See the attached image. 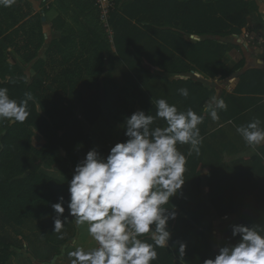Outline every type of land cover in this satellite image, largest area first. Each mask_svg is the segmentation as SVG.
I'll return each mask as SVG.
<instances>
[{"label": "trees", "instance_id": "1", "mask_svg": "<svg viewBox=\"0 0 264 264\" xmlns=\"http://www.w3.org/2000/svg\"><path fill=\"white\" fill-rule=\"evenodd\" d=\"M33 1L38 4L42 0ZM174 1H177L173 3L174 5L183 2V9L180 8L178 12L172 11V17L175 14L178 15L168 19L164 28L157 29V32L166 34L168 38L174 36L175 39L173 38L172 42L169 40L163 42L168 47L159 45L161 49L157 57H143L149 65L173 75L198 71L212 78L218 75L222 78L230 76L244 66L241 60L232 71L225 68L221 60L226 53V46L218 39L241 35L248 18L255 17L259 11L256 1ZM49 2L50 0H44L42 4L45 6ZM81 2L88 3L87 0H57V5L60 10L65 9L68 13L71 4L81 8ZM96 8L94 5L93 9L97 10ZM34 9L26 0H15L11 7L0 4V39L2 41L0 42V87L7 88L10 98L17 101L24 99L26 92H31L34 97L33 101H29L30 115L25 122L0 119V146H2L0 147V225L4 226L21 227L27 221L45 218L51 213L52 205L60 203V197L64 198V214H69V182L72 180L75 167L86 158V151L90 150L91 144L84 131V123L74 116V101H59L43 82V80L49 82L55 78H58L55 82H59L61 78H65L61 89L69 95L74 75L64 72L65 74L55 77L52 74L55 66L53 52L56 42L48 43V46V33L44 31L45 22H43V18L48 17L50 7H45L40 13H34ZM182 15L183 20H181ZM116 19L115 11L111 18L112 25ZM180 20L183 25L177 23ZM29 24L31 25L27 29ZM133 31L131 30V33ZM203 37L212 38L202 39ZM45 47L48 49H46L49 57L47 63L39 59ZM7 48H11L14 55L23 60L24 69L17 64L14 55L8 52ZM163 49L168 51L167 54ZM147 50L149 51V48ZM138 62L143 67L144 62L142 60ZM127 64H129L128 61ZM46 65H49L50 73L49 69H45ZM29 70H33L35 74L31 75ZM91 76L97 78L93 87L101 97L99 80L102 74L94 73ZM136 76L138 80H142V87L132 86L130 91L126 90L128 92L120 109L112 107L109 101H101L107 105L109 117L122 128L120 140L122 143L127 140L125 118H130L135 113L133 98L143 97L147 100L140 101L141 111L146 115L156 111L155 105L152 107L148 98L150 80L157 77L144 67L142 73ZM253 77L254 82L247 86L248 93L243 96L224 98L228 108L227 111H219L222 122L232 120L240 126L250 122L253 115L264 116V105H259L261 101L253 97L264 93V69L254 71ZM258 77H261L260 82ZM108 88H103L104 99L108 98L110 92ZM202 89L200 83L192 84L190 100L193 101L192 95H198ZM254 101L258 103L254 105L255 109L251 104ZM246 102L250 104L247 106ZM203 106L204 102L200 108ZM157 124L154 123L153 127ZM34 136H39L48 143L36 144ZM256 160L257 157H254L242 162L252 165V162ZM45 167L57 171L60 178L68 179V183H63L46 174L43 169ZM252 169H250L252 174L241 175L244 182L246 179L249 183L259 181L260 170H256L253 165ZM258 185L259 191H256L259 192L258 194H248L246 193L247 185L239 186L233 182H228L221 187L227 191L225 200L226 198L228 202L235 200L236 210L231 211L229 215L238 216L240 225L254 224L253 221L260 216L254 214L256 205L252 204H264L262 197L264 185L262 186L260 182ZM201 195L200 183L196 182V185L187 191L181 203L171 200V205L179 207V210H175L177 218L169 224L172 239L166 248L156 249L158 258L152 264H181L178 252L175 250L181 242L187 245L183 264H204L206 259H214L218 254V251L212 249L207 242L205 231L212 230L213 218L210 207L201 201ZM217 213L219 217L224 216L220 210H217ZM223 224L222 247L228 246L225 244V238L233 235V227L229 220ZM227 241H229L228 238ZM148 242L152 243L150 240ZM231 243L230 245H234L233 242ZM12 247L0 241V264H6L14 255Z\"/></svg>", "mask_w": 264, "mask_h": 264}, {"label": "crops", "instance_id": "2", "mask_svg": "<svg viewBox=\"0 0 264 264\" xmlns=\"http://www.w3.org/2000/svg\"><path fill=\"white\" fill-rule=\"evenodd\" d=\"M43 1H39L38 4L34 3L38 5L39 11L50 5L47 3L44 6ZM253 1L258 3L259 11L255 17L248 18L246 26L264 30V0ZM87 2H81V8L71 4L68 13L65 9L60 10L59 5H56V9L49 12L47 18H43V22H45L44 31L48 33L49 38L47 44L56 42L53 52L55 66L52 74L55 77L65 74L64 72L74 75L69 95L61 89L62 84L65 83V78H61L59 82H55L58 78L50 80L51 82L44 80L43 82L57 96L59 101H74V116L84 123L85 133L91 141L92 148L94 147L91 136L92 130L86 132V129L102 127V131L105 133L107 131L108 134L109 131L112 132L114 128H117L118 123L109 117L107 105L104 102H97L95 107L91 108L85 103L88 101H109L112 107H116L117 110L120 109V105H123L126 98L125 91L128 88L131 90L132 86L142 87V80H138L136 75L142 73L143 67L149 69L157 77L150 80L148 101H150L151 106L155 105L156 100L163 98L169 104H175L181 111L191 108L197 114H203L206 103L214 95L224 99L227 96H243V94L248 93L249 88L247 86L255 80L254 71L264 69V52L252 48L246 49L239 43L241 35H233L218 39L228 48L221 60L227 70L232 71L241 60L244 62V66L232 75L224 78L218 75L212 78L198 71L183 72L181 75L165 73L159 68L149 65L143 57H157L161 49L159 45L168 47L163 42L165 40L172 42L174 36L168 38L166 34H159L157 29L164 28L168 19L178 15L175 14L172 17L171 13L174 10L178 12L180 8L182 10L183 2L174 5L173 3H177V1L116 0L117 19L113 24L114 43L109 42V37L102 29L98 12L93 9L94 3L91 0H87ZM181 20H183V15ZM181 20L177 23L183 25ZM131 30L134 31L131 33ZM150 31L153 32L150 33ZM211 38L203 37L202 39ZM47 47L44 48L41 57H39L45 63L49 60ZM8 50L14 55L11 48ZM163 51L165 54L168 52L164 49ZM181 58L184 60L183 56ZM139 60L144 62L143 67L139 64ZM17 64L21 66L19 63ZM21 67L23 68V66ZM45 69L48 70L49 65H46ZM94 73L102 74L99 80L101 97L93 87L97 80L96 77L91 76ZM31 74L34 75L35 73ZM260 81L261 77H258V82ZM195 83H200L203 89L198 95L193 94V101H191V85ZM104 87H110V89L108 88L110 92L107 99H104L103 96ZM181 88L188 89L189 96L187 98L179 94L178 90ZM253 97L261 101L259 105H264V93ZM143 100L147 101L143 97L133 98L135 112L141 111L139 101ZM203 102L204 106L200 108ZM245 104L248 106L250 103L246 102ZM251 104L255 109L254 105L258 103L254 101ZM155 112L152 114L155 115ZM258 116L253 115L251 118L252 120L259 118L264 121L263 115ZM161 121L163 120L157 119L155 123L159 124ZM199 127L203 137L199 155H196L195 152L190 156L188 155L190 145H177L178 150L185 154L187 163L184 173L185 185L172 200L180 202L185 199L187 191L195 186L196 182L200 183L201 201L210 207L213 218V228L211 231H205V235L209 246L216 250L222 242V224L229 220V214L219 217L217 213L221 203L228 202L227 198L225 200L227 191L221 187L228 182L246 187L247 179L244 182L241 175L252 174L253 172L250 171L252 165L242 161L257 156L261 158L264 153V146L259 147L254 152L237 134V125L232 120L222 122L219 119L216 122L205 114L204 123ZM121 134L122 130L119 143H122L120 141ZM34 142L36 144L48 143L39 136H34ZM102 152L105 155L110 154V151L103 150ZM54 172L55 175L49 174L63 183H68V179L59 178L56 171ZM174 208L179 210L177 206ZM53 211L54 209L45 218L27 221L21 227L0 225V241L12 245L14 252L6 264H71L69 252L74 251L77 247L90 250L97 246L88 234L87 225L77 226L74 223L75 218L70 214H63L60 219L69 222L71 226H75L74 240L68 245V240L61 244L58 238L59 233L54 231V219L57 214L51 218ZM48 239H51L52 242ZM60 247H63L61 252L59 251Z\"/></svg>", "mask_w": 264, "mask_h": 264}, {"label": "clouds", "instance_id": "3", "mask_svg": "<svg viewBox=\"0 0 264 264\" xmlns=\"http://www.w3.org/2000/svg\"><path fill=\"white\" fill-rule=\"evenodd\" d=\"M14 2L0 0L5 7ZM178 91L185 98L189 96L187 88ZM24 97L12 99L8 89L0 87V119L25 122L30 115L29 101L34 97L31 92ZM227 108L225 100L215 95L206 103L203 114L191 108L181 111L161 98L155 101V116L137 111L125 118L128 139L112 147L107 158L95 149L89 151L69 182L68 209L77 226L87 225L97 246L69 252L71 264H152L157 260L156 249L167 247L172 239L170 221L177 218L170 201L185 185L187 158L177 145H190L188 155H199L203 144L199 126L205 114L218 122L219 111ZM157 119L165 125L153 127ZM236 132L254 152L264 146L261 119L237 126ZM63 201L60 197V203L52 205L57 214L55 233L65 227L60 219L65 212ZM233 236L240 240L221 247L215 258L206 259L204 264H264V227L234 225ZM186 248L181 242L175 249L181 264Z\"/></svg>", "mask_w": 264, "mask_h": 264}, {"label": "rangeland", "instance_id": "4", "mask_svg": "<svg viewBox=\"0 0 264 264\" xmlns=\"http://www.w3.org/2000/svg\"><path fill=\"white\" fill-rule=\"evenodd\" d=\"M26 1H28V2H30L31 3V5L35 8L34 9V13H40L42 10H43V8L39 11V9L37 8V6L34 4V1L33 0H26ZM82 1H84V0H82ZM92 1V0H91ZM93 2V1H92ZM94 3V2H93ZM49 4L50 5H52V6H49L50 7V10H49V12H51L52 10H54V9H56V5H57V0H50V2H49ZM94 5H95V3H94ZM58 6V5H57ZM52 7V8H51ZM95 7H96V5H95ZM97 9V8H96ZM38 10V11H37ZM48 12V13H49ZM97 12H98V9H97ZM68 16H69V14H68ZM98 17H99V12H98ZM100 21V20H99ZM30 25L31 24H29V25H27V29L30 27ZM102 27V26H101ZM245 27L247 28L248 26H246L245 25ZM244 27V29L243 30H245L246 28ZM102 29H104L103 27H102ZM113 31H114V28H113ZM107 35V34H106ZM114 35H115V31H114ZM108 37H109V35H107ZM0 42L2 43V41H1V39H0ZM109 42H112V43H114V38H113V40L112 39H110L109 38ZM228 50V48L226 47V51ZM7 51H10V50H8V48H7ZM13 51V50H12ZM12 53H14V52H12ZM15 60H16V62H18L21 66H24V62H23V60L20 58V57H18V56H16L15 55V58H14ZM30 71H31V73H33V70H29L28 72L30 73ZM30 73V74H31ZM32 75V74H31ZM128 91H130L129 90V88L127 89ZM128 91H125V92H128ZM97 102H99V103H101V101H88V102H86L85 103V105H88V107L89 108H91V107H95V105L97 104ZM84 105V106H85ZM139 106L140 107H142L141 106V104H140V101H139ZM87 107V106H86ZM87 107V108H88ZM95 109V108H94ZM165 125V122L164 121H161V122H159V124L157 125V126H161V127H163ZM91 130H92V133H91V136H92V140H93V142H92V144L94 145V147L92 148V146H91V144H90V150H87L86 151V155H87V153L89 152V151H91V150H93V149H95V150H97L98 151V153L102 156V157H104V158H107V156L108 155H105V154H103V150H106V151H110L111 150V148L112 147H114L117 143H119V139H120V132H121V130H122V128L117 124V128L115 129H113V131L111 132V131H109L108 132V134H107V131H106V133L105 132H103L102 131V127H96V128H93V127H90V128H88V130L86 129V132L88 131V132H91ZM84 131H85V129H84ZM105 133V134H104ZM107 134V135H106ZM260 150V149H259ZM62 153V152H61ZM61 155V154H60ZM252 165H253V167L254 168H256V170H260V173H259V178H258V180L259 181H257V183L256 182H251V183H249V182H247V189H246V193H254V194H258L259 192H256L257 190L259 191V185H258V183L260 182V184L262 185V184H264V153H263V155H262V157L261 158H259L258 156H257V160L255 161V162H252ZM44 169V171L46 172V174H49V173H53L52 175H55V172H54V170L53 169H51V168H48V167H45V168H43ZM255 170V171H256ZM56 173H57V171H56ZM50 175V174H49ZM57 175H58V177H59V174L57 173ZM56 175V176H57ZM51 176V175H50ZM60 178V177H59ZM56 179V178H55ZM63 179V178H62ZM260 185V186H261ZM258 186V187H257ZM254 194H253V196H254ZM262 197H263V199H264V193H262ZM234 203H235V200L233 199V201L232 200H230L229 202H224V203H221V206H220V213L221 214H223V215H225V214H230L231 213V211H235L236 210V207H235V205H234ZM252 204H255L256 205V209L254 210V214L255 215H260V216H258L257 218H256V220L255 221H253L254 222V224H250V225H255V226H259V227H264V204H259V203H252ZM56 215V213H55V211H53V214L51 215V218H54V216ZM228 216V215H227ZM228 219H229V222H230V225L233 227L234 225H240V222L238 221V217L237 216H232V215H229V217H228ZM64 224H65V227L63 228V230H62V232H60L59 233V235H58V238H59V242L62 244L63 242H65V241H67L68 240V242H67V245L70 243V242H72L74 239V236H75V231H76V228H75V226H71L70 224H69V222H64ZM224 225V224H223ZM249 225V226H250ZM223 229V228H222ZM226 229V228H225ZM224 232V231H223ZM223 232H221L222 234H223ZM70 235H72V237H70ZM227 238H228V240L229 241H227ZM50 242H52V240L51 239H48ZM240 240V237L239 236H233V235H230V236H228V237H226L225 238V244L226 245H230V243L231 242H233L234 243V245L238 242ZM54 243L56 244V241H54ZM232 244V243H231ZM222 247V245L220 246V247H218L216 250L218 251V253H219V250H220V248ZM62 249H63V247L61 248H59V251L61 252L62 251ZM56 250H57V248H56Z\"/></svg>", "mask_w": 264, "mask_h": 264}, {"label": "built area", "instance_id": "5", "mask_svg": "<svg viewBox=\"0 0 264 264\" xmlns=\"http://www.w3.org/2000/svg\"><path fill=\"white\" fill-rule=\"evenodd\" d=\"M99 12V20L109 38L113 40L114 31L111 24L112 14L116 9V0H92ZM239 43L246 49H254L264 52V30L247 27L242 31Z\"/></svg>", "mask_w": 264, "mask_h": 264}, {"label": "bare ground", "instance_id": "6", "mask_svg": "<svg viewBox=\"0 0 264 264\" xmlns=\"http://www.w3.org/2000/svg\"><path fill=\"white\" fill-rule=\"evenodd\" d=\"M115 11H116V9H115Z\"/></svg>", "mask_w": 264, "mask_h": 264}]
</instances>
